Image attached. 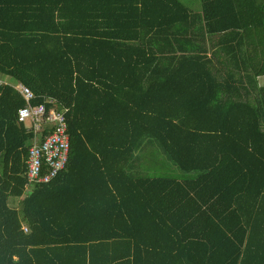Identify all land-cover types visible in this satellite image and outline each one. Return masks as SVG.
Here are the masks:
<instances>
[{"label": "trees", "instance_id": "obj_1", "mask_svg": "<svg viewBox=\"0 0 264 264\" xmlns=\"http://www.w3.org/2000/svg\"><path fill=\"white\" fill-rule=\"evenodd\" d=\"M199 2L0 0V264H264V0ZM17 84L71 143L28 195Z\"/></svg>", "mask_w": 264, "mask_h": 264}, {"label": "built area", "instance_id": "obj_2", "mask_svg": "<svg viewBox=\"0 0 264 264\" xmlns=\"http://www.w3.org/2000/svg\"><path fill=\"white\" fill-rule=\"evenodd\" d=\"M1 84V82H0ZM26 102L18 111L19 123L25 124L34 134L32 146L26 161V179L28 186L43 185L52 182L66 170L71 151L70 137L65 111L47 110L45 105L33 107L34 94L22 84L14 85ZM46 104L54 105V100L47 99ZM52 131L42 138L46 128Z\"/></svg>", "mask_w": 264, "mask_h": 264}, {"label": "rangeland", "instance_id": "obj_3", "mask_svg": "<svg viewBox=\"0 0 264 264\" xmlns=\"http://www.w3.org/2000/svg\"><path fill=\"white\" fill-rule=\"evenodd\" d=\"M181 1L183 3H185L186 5H188V7L193 11H198L196 9H198L201 6V4L199 2L200 0H194V1H192V0H181ZM192 4H193V7H191ZM196 6H197V8H194ZM8 82L10 84H12L11 80H9ZM261 84L264 85V80H261ZM150 148L152 149V152L154 153L153 158L157 161V164L160 165L159 168H161L162 171L169 173V174L176 173L174 168L167 162L164 155L159 151V149L157 147H155V148L150 147ZM30 191H31V188L30 187L27 188V192L25 195H28L30 193Z\"/></svg>", "mask_w": 264, "mask_h": 264}, {"label": "crops", "instance_id": "obj_4", "mask_svg": "<svg viewBox=\"0 0 264 264\" xmlns=\"http://www.w3.org/2000/svg\"><path fill=\"white\" fill-rule=\"evenodd\" d=\"M194 8H197V6L196 7H194ZM201 8L199 7L198 9H196V10H200ZM197 12V11H196ZM3 81H4V83H9L8 81H9V79L8 78H4V79H2ZM142 164H141V166H143V168L146 170V172H149V173H151L150 172V170L152 169V168H154L157 164L155 163V161L153 160V159H151V160H149V158H146L144 161H142L141 162ZM138 166H140V164L138 165ZM140 166V167H141ZM158 166L160 167V165L158 164Z\"/></svg>", "mask_w": 264, "mask_h": 264}]
</instances>
